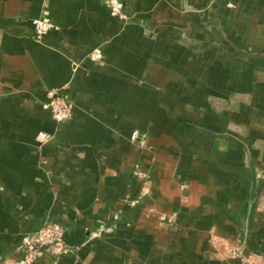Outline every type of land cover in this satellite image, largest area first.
Instances as JSON below:
<instances>
[{"label": "crops", "instance_id": "crops-1", "mask_svg": "<svg viewBox=\"0 0 264 264\" xmlns=\"http://www.w3.org/2000/svg\"><path fill=\"white\" fill-rule=\"evenodd\" d=\"M105 1L0 0V264H264V0Z\"/></svg>", "mask_w": 264, "mask_h": 264}, {"label": "built area", "instance_id": "built-area-1", "mask_svg": "<svg viewBox=\"0 0 264 264\" xmlns=\"http://www.w3.org/2000/svg\"><path fill=\"white\" fill-rule=\"evenodd\" d=\"M105 4L113 17L122 18L123 5L119 0H106ZM33 39L39 42L50 31L54 30L48 16L44 13L40 18L31 21ZM89 59L94 63H100L103 60L102 51L95 49L89 55ZM42 109L48 111L54 122L61 124L70 118L71 102L68 95L63 91V88L54 90L49 93L48 100L42 105ZM38 139L42 142L48 140L45 133H39ZM144 137L137 131L130 134V142L139 144ZM133 175L144 183L147 181V174L142 172L138 165L133 168ZM147 193L145 187L143 195ZM159 219L162 222L171 223L172 219L165 215H160ZM64 229L55 222H44L43 225L33 234L25 236L20 245L21 256L12 264H34L46 252H51L57 256L65 255L68 248L64 242Z\"/></svg>", "mask_w": 264, "mask_h": 264}]
</instances>
